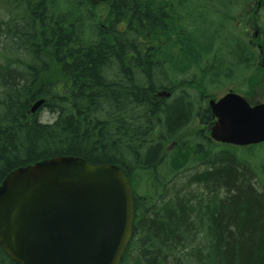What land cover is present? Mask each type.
Returning a JSON list of instances; mask_svg holds the SVG:
<instances>
[{
    "label": "trees",
    "instance_id": "16d2710c",
    "mask_svg": "<svg viewBox=\"0 0 264 264\" xmlns=\"http://www.w3.org/2000/svg\"><path fill=\"white\" fill-rule=\"evenodd\" d=\"M252 1L0 0V187L56 157L113 164L135 195L121 264H264V143L207 130L208 95L256 68ZM0 264L19 263L0 245Z\"/></svg>",
    "mask_w": 264,
    "mask_h": 264
},
{
    "label": "water",
    "instance_id": "95a60500",
    "mask_svg": "<svg viewBox=\"0 0 264 264\" xmlns=\"http://www.w3.org/2000/svg\"><path fill=\"white\" fill-rule=\"evenodd\" d=\"M209 108L214 141L264 143V104L230 92ZM134 223L130 180L113 164L56 157L10 173L0 187V245L19 264H121Z\"/></svg>",
    "mask_w": 264,
    "mask_h": 264
},
{
    "label": "rangeland",
    "instance_id": "374dc122",
    "mask_svg": "<svg viewBox=\"0 0 264 264\" xmlns=\"http://www.w3.org/2000/svg\"><path fill=\"white\" fill-rule=\"evenodd\" d=\"M92 1L95 3V0ZM260 1L264 0H253L250 3V6L243 12V18L239 24V30L245 34V38H247L252 45V49L255 53L256 68L235 69V77L230 80H223L219 88L210 94L211 98L220 99L225 94L233 91L245 97L252 105L264 103V87L263 83H261L262 69L264 67V34L257 33V28L254 23V13L258 10ZM256 70L258 73L255 72ZM39 117L42 122L46 123H51L54 120V116L45 111H43ZM203 128L204 126L197 120L191 128V131L195 133Z\"/></svg>",
    "mask_w": 264,
    "mask_h": 264
},
{
    "label": "flooded vegetation",
    "instance_id": "af4514ba",
    "mask_svg": "<svg viewBox=\"0 0 264 264\" xmlns=\"http://www.w3.org/2000/svg\"><path fill=\"white\" fill-rule=\"evenodd\" d=\"M262 9H264V4L263 1H260V3L258 4V10L256 11V13L258 14ZM261 17V15L259 14V18ZM258 34H260V31H257ZM262 72H264V67L262 69Z\"/></svg>",
    "mask_w": 264,
    "mask_h": 264
},
{
    "label": "bare ground",
    "instance_id": "6f19581e",
    "mask_svg": "<svg viewBox=\"0 0 264 264\" xmlns=\"http://www.w3.org/2000/svg\"><path fill=\"white\" fill-rule=\"evenodd\" d=\"M215 101H218V99L213 98ZM40 118V117H39Z\"/></svg>",
    "mask_w": 264,
    "mask_h": 264
}]
</instances>
